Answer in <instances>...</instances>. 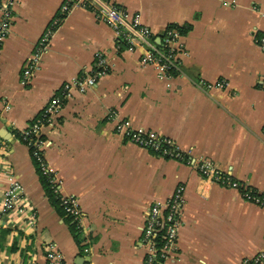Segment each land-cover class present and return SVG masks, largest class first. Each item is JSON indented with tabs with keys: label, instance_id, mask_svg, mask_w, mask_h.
I'll use <instances>...</instances> for the list:
<instances>
[{
	"label": "crops",
	"instance_id": "obj_1",
	"mask_svg": "<svg viewBox=\"0 0 264 264\" xmlns=\"http://www.w3.org/2000/svg\"><path fill=\"white\" fill-rule=\"evenodd\" d=\"M65 1L16 0L10 34L0 44V206L11 175L31 208L0 217V264H46L49 242L62 253L61 264H145L149 209L178 187L181 225L164 264H241L264 252V207L205 180L189 162H213L264 194V47L255 37L264 35V0H110L140 12L157 44L172 26L191 25L178 39L181 67L171 76L142 64L144 47L128 50L108 24L76 9L25 79L29 59ZM99 52L108 73L66 100L43 131L50 142L44 159L60 194L79 199L85 239L46 196L21 132L65 82L95 70ZM112 111L136 129L172 140L183 159L118 136Z\"/></svg>",
	"mask_w": 264,
	"mask_h": 264
},
{
	"label": "built area",
	"instance_id": "obj_2",
	"mask_svg": "<svg viewBox=\"0 0 264 264\" xmlns=\"http://www.w3.org/2000/svg\"><path fill=\"white\" fill-rule=\"evenodd\" d=\"M16 0H0V44L9 36L13 20V11ZM85 8L91 11L98 19L108 24L116 33L118 42L124 44L128 50H135L142 46L146 49L142 57L143 65H155L159 68L160 75L171 76L180 70L178 39L180 33L175 28H169L164 33L160 44L155 42L151 30L142 23L139 12H132L126 8L115 5L110 0H66L61 6L57 17L52 25L38 42V49L29 59L24 71L25 79H29L40 65L42 55L46 51L54 30L60 25L64 17L73 10ZM256 42L264 47V35H255ZM119 47V46H118ZM95 70L81 77H75L65 82L57 95L50 99L42 112L34 121L21 132L22 140L29 146L33 158L39 164L43 175L48 177L49 184L65 209L66 217L74 222L77 232L86 239V229L82 225L83 212L79 199L74 195L60 194V181L55 173L49 170L44 159V151L50 142L43 135L46 126L53 122L54 116L64 106L66 100L75 93H83L96 85L98 79L108 73V62L104 54L97 53L94 63ZM221 82L219 87H225ZM110 118L116 120L114 129L118 136L127 142L146 148L158 156L172 159H183L184 154L168 138L159 136L157 133L136 129L129 119L116 117L114 111L110 112ZM202 177L212 183L228 186L240 190L245 201L264 207V194L243 186L238 181L221 171L213 162L205 160H189ZM183 204V188L178 187L166 203L155 202L149 209L146 223L143 228V242L148 248L145 264H164L173 249H175L178 232L181 225V209ZM31 211L28 207L27 197L23 186L14 177L9 175L8 186L4 191L0 206V217L18 212L25 214ZM37 216L33 211L29 216L32 226L36 224ZM161 233L162 242H157V236ZM46 264H61L62 253L53 242L45 244ZM241 264H264V252L256 256L244 259Z\"/></svg>",
	"mask_w": 264,
	"mask_h": 264
},
{
	"label": "trees",
	"instance_id": "obj_3",
	"mask_svg": "<svg viewBox=\"0 0 264 264\" xmlns=\"http://www.w3.org/2000/svg\"><path fill=\"white\" fill-rule=\"evenodd\" d=\"M171 28L177 29L179 31L180 35H185V34H187L190 31L191 25L190 24H186L184 26L174 25ZM173 74H174V72H173ZM31 155H32V153H31ZM32 158H33V156H32ZM33 160H34V163H35V165L37 167L38 173L40 175L41 183H42V186L44 187V191L46 193V196L52 202V204L57 209V211L61 215V217L62 218L66 217L65 209L62 206L60 200L57 198V196L54 193L53 189L51 188V185L49 184V181H48V177L42 174V172H41V170L39 168V164L35 161L34 158H33ZM68 220L71 221L69 218H68ZM75 226H76L75 224H72L71 225L72 229ZM160 235H161V233L159 234V236H157V242L158 243L162 242V240H163Z\"/></svg>",
	"mask_w": 264,
	"mask_h": 264
},
{
	"label": "rangeland",
	"instance_id": "obj_4",
	"mask_svg": "<svg viewBox=\"0 0 264 264\" xmlns=\"http://www.w3.org/2000/svg\"><path fill=\"white\" fill-rule=\"evenodd\" d=\"M140 13V12H139ZM141 15V14H140ZM141 20H142V18H141ZM75 78V77H74ZM73 79V78H72ZM94 87V86H93ZM93 87H91V88H93ZM90 89V88H89ZM89 89H87V90H89ZM86 92V91H85ZM85 92H83V93H85ZM82 94V93H81ZM121 119V118H120ZM122 119H127V118H122ZM130 120V119H129ZM131 121V120H130ZM115 123H116V120H115ZM131 123H132V121H131ZM132 125H133V123H132ZM154 132V131H153ZM173 142V141H172ZM174 143V142H173ZM175 144V143H174ZM176 145V144H175Z\"/></svg>",
	"mask_w": 264,
	"mask_h": 264
}]
</instances>
